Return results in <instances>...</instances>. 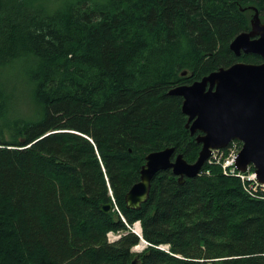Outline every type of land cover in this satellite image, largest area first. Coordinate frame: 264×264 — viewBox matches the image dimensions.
<instances>
[{
    "label": "trees",
    "instance_id": "trees-1",
    "mask_svg": "<svg viewBox=\"0 0 264 264\" xmlns=\"http://www.w3.org/2000/svg\"><path fill=\"white\" fill-rule=\"evenodd\" d=\"M38 3L0 0V264H264V196L222 162L183 183L161 171L141 209L125 202L147 153L197 160L183 98L168 92L262 62L230 43L251 6L264 21V0ZM113 198L124 219L102 209Z\"/></svg>",
    "mask_w": 264,
    "mask_h": 264
},
{
    "label": "water",
    "instance_id": "water-1",
    "mask_svg": "<svg viewBox=\"0 0 264 264\" xmlns=\"http://www.w3.org/2000/svg\"><path fill=\"white\" fill-rule=\"evenodd\" d=\"M253 10L251 28L239 33L230 43L237 55L256 54L260 63L239 61L221 67L189 84L172 87L168 94L183 98L182 112L187 116L186 128L202 145L195 162H188L174 146L146 154L140 180L125 195L127 208L139 210L148 201L156 175L172 169L183 183L186 178L200 175L214 150L227 148L239 141L242 148L236 158L240 172L255 169L257 180L264 183V21L259 10ZM188 71H183L186 76ZM105 212L111 203L102 204ZM138 233V232H137ZM139 234V233H138ZM135 258L131 264H138Z\"/></svg>",
    "mask_w": 264,
    "mask_h": 264
},
{
    "label": "built area",
    "instance_id": "built-area-1",
    "mask_svg": "<svg viewBox=\"0 0 264 264\" xmlns=\"http://www.w3.org/2000/svg\"><path fill=\"white\" fill-rule=\"evenodd\" d=\"M240 150L241 145L239 142L233 141L226 149L214 150L211 159L216 160L217 162H222L225 173L237 174L251 194L255 196H264V183L258 182L254 169L249 168L247 172L243 173L236 168V158ZM109 237H111V234H109Z\"/></svg>",
    "mask_w": 264,
    "mask_h": 264
},
{
    "label": "rangeland",
    "instance_id": "rangeland-1",
    "mask_svg": "<svg viewBox=\"0 0 264 264\" xmlns=\"http://www.w3.org/2000/svg\"><path fill=\"white\" fill-rule=\"evenodd\" d=\"M39 3L38 4H43V5H45L47 8H49V9H51V10H54V9H56V8H58V7H60V6H62V4H63V2L64 1H66V0H37ZM101 1H104V0H101ZM16 83V78L15 77H13V81H12V84H15ZM24 103H25V100L23 99V101L21 102V110H22V108L24 107ZM113 203H114V206H115V209L118 211V214L124 219V217L122 216L123 214H122V212H121V210H120V208H119V206L117 205V203H116V200L113 198ZM118 206V208H117V206ZM139 223V225H140V227H141V232H140V234H142V226H141V222L140 221H138V222H135L134 224H133V226H132V230H134V231H136L135 230V227H136V225ZM109 234H111V237H109ZM121 235V233L120 232H115V231H109L108 232V237H109V240H110V242H114L119 236ZM147 244L145 243V241L144 240H142V242L138 245V246H136V247H138V248H134L133 250L134 251H142L143 250V248L146 246ZM162 246H166V247H162L163 249H166L167 251H168V249L170 250V247H169V245H162Z\"/></svg>",
    "mask_w": 264,
    "mask_h": 264
},
{
    "label": "bare ground",
    "instance_id": "bare-ground-1",
    "mask_svg": "<svg viewBox=\"0 0 264 264\" xmlns=\"http://www.w3.org/2000/svg\"><path fill=\"white\" fill-rule=\"evenodd\" d=\"M135 230H136V232H138V233L141 232V227H140L139 223L136 225ZM137 248H138V247H137Z\"/></svg>",
    "mask_w": 264,
    "mask_h": 264
},
{
    "label": "flooded vegetation",
    "instance_id": "flooded-vegetation-1",
    "mask_svg": "<svg viewBox=\"0 0 264 264\" xmlns=\"http://www.w3.org/2000/svg\"><path fill=\"white\" fill-rule=\"evenodd\" d=\"M172 170V169H171ZM113 205V207H114V203L112 204ZM114 209H115V207H114ZM115 211H116V209H115Z\"/></svg>",
    "mask_w": 264,
    "mask_h": 264
}]
</instances>
